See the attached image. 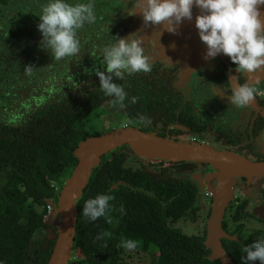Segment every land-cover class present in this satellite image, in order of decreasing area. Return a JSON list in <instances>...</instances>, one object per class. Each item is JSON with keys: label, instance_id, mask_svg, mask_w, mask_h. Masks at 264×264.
I'll list each match as a JSON object with an SVG mask.
<instances>
[{"label": "flooded vegetation", "instance_id": "flooded-vegetation-1", "mask_svg": "<svg viewBox=\"0 0 264 264\" xmlns=\"http://www.w3.org/2000/svg\"><path fill=\"white\" fill-rule=\"evenodd\" d=\"M48 2L0 0V121L15 123L45 105L101 93L99 103L83 120V129L90 134H101L104 126L124 122L120 128L164 133L175 140H197L217 150L264 160V71L239 72L230 57L223 53L214 59L206 58L207 50L201 39L189 30L196 25V16L201 13L195 4L192 19H184L176 26L175 33L167 31L163 25L150 23V31L156 28L155 35L162 37L160 42L142 44L145 54L152 58L150 72H125L123 80L113 74V82L121 84L127 93L125 100L132 103V98L136 97L134 104L144 108L145 111L135 115L127 105L124 108L113 106V97L106 96L100 88L96 70L106 72L103 49L118 38L127 39L130 27L143 20L136 7L137 0H66L70 4L91 3L94 20L86 21L77 31L80 53L61 60H56L51 50L41 45L39 15ZM186 29L200 41L191 48L192 55H188L183 38L180 39ZM136 36L143 38L144 33ZM147 47L156 50L155 53ZM233 82L249 83L257 89L255 100L247 107L239 108L230 103L228 96L232 95ZM95 114L103 125L87 129V123ZM139 163H143L141 158L130 153L124 166L138 167ZM181 171L192 183L200 172L208 187L207 180L216 170L202 163ZM262 178L237 177L242 182V193L248 194L237 204L245 203L253 214L257 201L264 204ZM195 185L201 192L200 184ZM246 218L264 224L258 217ZM252 229L264 231L260 226L248 230Z\"/></svg>", "mask_w": 264, "mask_h": 264}, {"label": "trees", "instance_id": "trees-1", "mask_svg": "<svg viewBox=\"0 0 264 264\" xmlns=\"http://www.w3.org/2000/svg\"><path fill=\"white\" fill-rule=\"evenodd\" d=\"M101 97V93L84 95L45 105L15 123L0 121V264H47L55 243L45 221L47 200H56L64 179L74 169V150L79 142L100 135L84 130L83 120ZM124 104L135 115L145 111L127 100ZM130 153L140 157L128 144L117 146L103 154L92 171L76 203L72 253L81 256L72 255L68 264H130L122 259V242L127 239L139 242L134 251L150 254L148 264H222L209 258L205 230L202 235H188L169 224L184 217L196 218L200 188L181 170L205 162L140 157L143 163L138 167H126ZM60 176L54 184L52 181ZM117 181L121 183L110 189ZM100 194L114 196L109 202L112 224L105 217L93 221L82 214L85 202ZM249 216L264 222L245 203L236 204L231 216L222 220V228L235 236L220 239L234 264H259L246 261L243 251L253 241L264 239L263 230L244 229L242 220ZM105 232L112 235L104 236Z\"/></svg>", "mask_w": 264, "mask_h": 264}, {"label": "clouds", "instance_id": "clouds-1", "mask_svg": "<svg viewBox=\"0 0 264 264\" xmlns=\"http://www.w3.org/2000/svg\"><path fill=\"white\" fill-rule=\"evenodd\" d=\"M201 9L195 24L200 39L207 45L206 58H215L223 53L230 57L239 72L256 73L264 71V19L261 18L260 5L264 0H137L136 7L143 15L145 25H163L169 32H176V26L184 19H192L193 5ZM38 25L43 39L42 47L50 49L56 60L75 57L80 53L77 31L84 23L94 20L91 3L70 4L66 0H49L42 6ZM103 62L106 72L96 70L100 88L106 96L113 97V106L124 108L127 93L121 84L113 82V74L124 79V74L150 72L152 58L145 54L141 39L136 35L127 39L118 38L115 43L103 49ZM257 89L249 83L234 84L230 103L243 108L256 98ZM136 97L132 98V103ZM114 196L100 194L88 199L82 214L90 220L105 217L112 224L113 211L110 201ZM123 212V208H121ZM110 237L111 232L103 233ZM138 241L127 239L122 246L134 250ZM246 261L264 264V239H258L244 247Z\"/></svg>", "mask_w": 264, "mask_h": 264}, {"label": "water", "instance_id": "water-1", "mask_svg": "<svg viewBox=\"0 0 264 264\" xmlns=\"http://www.w3.org/2000/svg\"><path fill=\"white\" fill-rule=\"evenodd\" d=\"M261 18L264 19V5L259 6ZM189 26V24H188ZM199 36L196 25L189 28ZM203 43V42H202ZM207 50V45L203 43ZM235 82H233V87ZM122 144H128L131 149L144 159H163L165 161L187 160L205 162L216 169L219 175L216 189L213 192V205L207 224L204 244L210 248V259H219L222 264H234L221 245L220 239L235 238L222 228L223 210L231 186L236 177L253 176L264 177V161H251L230 151L217 150L213 146L197 141L182 142L161 137L152 132H145L136 128H118L91 136L79 142L74 150L77 163L71 174L63 181V185L56 200H47V204L56 206L59 215V225L56 229L54 247L47 264H68L72 259L74 236L76 232L77 201L89 182L92 171L98 166L103 154ZM197 173L195 184H200L205 190L207 185ZM121 182L114 183L110 189ZM125 184V183H123ZM128 185V184H127ZM255 215L264 218V204L257 201Z\"/></svg>", "mask_w": 264, "mask_h": 264}, {"label": "rangeland", "instance_id": "rangeland-1", "mask_svg": "<svg viewBox=\"0 0 264 264\" xmlns=\"http://www.w3.org/2000/svg\"><path fill=\"white\" fill-rule=\"evenodd\" d=\"M151 24L148 25L144 24V21L141 20L139 24H135L133 27H130V29L127 32L128 37L132 35H137L139 33H144V37L141 39V46L142 44H148V43H156L160 42L161 38H158L155 33L158 32L156 28H153V31H150ZM186 31L185 35H182L180 39L183 38V43L186 48V52H188V55H192L191 48L200 42L196 36L193 33H190L188 29L184 30ZM163 43V42H162ZM162 52L165 51V48L163 44L161 45ZM147 50L151 53H155L156 50L149 49L147 47ZM106 108V107H105ZM95 118H92L91 122L87 123V129L94 130L98 126L103 125V122H101V118L98 116V114H95ZM92 117V115H91ZM125 123L123 122L122 125ZM122 125H118V123L109 124L106 127L104 126L105 130L103 132L114 130L122 127ZM99 128V127H98ZM216 170V169H215ZM217 171V170H216ZM219 175L217 172H214L212 175L209 176V180H207L208 187L205 190H202L199 196V205L200 210L197 213L196 218L192 217H184L179 219L178 221L174 223H169L172 227L179 228L183 233L188 235H202L205 230V235L207 232V224L211 215L212 205H213V192L216 189L217 183H218ZM61 179V176L58 178H55L54 181H52L54 184L58 180ZM234 180V184L231 186V192L230 195L227 197L226 204L224 206V210L222 213L223 218L228 219L231 216L233 207L239 202L240 199L244 198L245 196H248L247 193H242L241 185L242 182L237 180V177ZM262 184H264V178H262ZM51 201H53L51 199ZM56 205V204H55ZM52 206L51 204H47V214L45 215V221L50 225L49 229V236L55 237L56 235V229L59 225V215L56 206ZM244 224V229L248 230L252 227L260 226L264 228L263 223H258L255 220H252L250 218H246L242 220ZM230 225H232V222H230ZM73 256H81L79 252L72 253ZM122 259L126 260L130 264H148L151 260V256L149 253L145 252H136L134 250H128L124 248V252L122 254Z\"/></svg>", "mask_w": 264, "mask_h": 264}]
</instances>
